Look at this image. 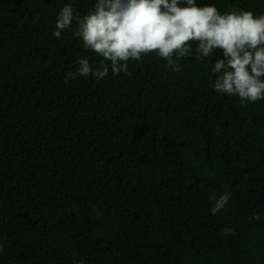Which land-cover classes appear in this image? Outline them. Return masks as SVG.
Instances as JSON below:
<instances>
[{"label":"trees","instance_id":"trees-1","mask_svg":"<svg viewBox=\"0 0 264 264\" xmlns=\"http://www.w3.org/2000/svg\"><path fill=\"white\" fill-rule=\"evenodd\" d=\"M95 2L0 0V264H264V99L214 89L219 50L65 84L81 58L110 68L53 35L63 6Z\"/></svg>","mask_w":264,"mask_h":264},{"label":"clouds","instance_id":"clouds-1","mask_svg":"<svg viewBox=\"0 0 264 264\" xmlns=\"http://www.w3.org/2000/svg\"><path fill=\"white\" fill-rule=\"evenodd\" d=\"M65 30L110 62V68L109 63L93 67L81 58L78 69L66 74L65 84L78 77L103 80L110 70L113 76L131 75L129 63L150 53L179 72L180 60L194 54L199 61L219 50L222 58L211 69L214 89L238 97L241 104L264 99V14L240 9L221 13L215 5L199 6L196 0H96L82 16L71 4L63 6L53 35L59 39ZM229 199L230 193L215 199L212 213L223 210Z\"/></svg>","mask_w":264,"mask_h":264}]
</instances>
